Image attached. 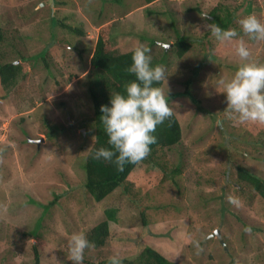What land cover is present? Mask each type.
Segmentation results:
<instances>
[{
	"label": "rangeland",
	"instance_id": "rangeland-1",
	"mask_svg": "<svg viewBox=\"0 0 264 264\" xmlns=\"http://www.w3.org/2000/svg\"><path fill=\"white\" fill-rule=\"evenodd\" d=\"M143 5L0 0V65L22 67L10 88L0 81V264H36L37 254L39 264H73L70 235L87 236L108 209L118 210L117 221L103 247L85 249L83 264H109L113 255L122 264H140L146 247L176 264H264V199L237 177L242 167L264 181V124L225 118L226 94L215 89L220 76L231 79L243 62L236 39L247 43L250 61L264 64V41L249 39L238 24L253 13L264 22V0ZM214 10L223 22L230 19L226 29L237 30L232 42L205 29ZM108 23L116 54L143 44L151 48L153 65L165 66L162 90L182 140L160 152L165 174L149 169L98 202L85 187L81 164L95 142L87 75L99 30ZM180 38L192 42L182 58ZM50 126L61 129L51 139ZM229 194L239 197V206Z\"/></svg>",
	"mask_w": 264,
	"mask_h": 264
},
{
	"label": "clouds",
	"instance_id": "clouds-1",
	"mask_svg": "<svg viewBox=\"0 0 264 264\" xmlns=\"http://www.w3.org/2000/svg\"><path fill=\"white\" fill-rule=\"evenodd\" d=\"M200 15L209 17L208 12ZM238 24L249 39L264 41V22L254 13L239 18ZM204 27L221 42H232L238 37L236 29L222 28L214 21L205 23ZM235 51L243 62L231 79L220 76L215 86L218 92L226 94L225 118L264 124V64L249 60L251 50L243 37L236 39ZM150 53L151 48L143 44L133 46L132 63L127 71L135 79L125 83L123 93H112L109 104L101 105L100 120L112 147L101 146L94 156L114 163L119 170L128 163H139L148 155L150 145L157 140L154 135L157 126L173 114L163 90L154 83L166 78V68L162 64L153 65ZM216 124L223 128V120H217ZM227 199L235 206L240 204L238 196L229 194ZM245 231H251V227L246 226ZM196 244L199 246V241ZM92 247L93 242L84 232H73L68 240V259L73 264H83L85 249ZM109 264H122V260L113 255Z\"/></svg>",
	"mask_w": 264,
	"mask_h": 264
},
{
	"label": "trees",
	"instance_id": "trees-1",
	"mask_svg": "<svg viewBox=\"0 0 264 264\" xmlns=\"http://www.w3.org/2000/svg\"><path fill=\"white\" fill-rule=\"evenodd\" d=\"M142 1L144 5H148L157 0ZM211 16L215 18L213 21L220 24L222 28L226 29L230 23V19L227 20V18L225 22H223L224 20L220 18L217 10H214ZM227 17L229 18V16ZM55 24H57V21L54 20L53 25ZM66 27L74 33L78 31V34H84L80 29L77 30V28H72V26ZM112 27V24L108 23L100 28L96 46L90 60L91 68L87 75L89 93L94 104V116L90 122L95 128V142L89 153L84 155L81 168L85 173V187L91 196L98 202L104 201L119 187L126 185L128 182H132L134 179L140 178L149 169L154 170L158 168L165 174L167 172L168 163L165 161L162 163L160 161V152L176 146L182 140L181 124L172 110V116L166 118L162 124L157 126L154 133L157 140L154 144L150 145V152L139 163H128L123 170H119L114 163L105 161L102 158H95L94 152L97 148L101 146L107 148L112 147L108 144V136L100 120V116L102 115L101 105L109 104L112 93H123L125 83L135 79V75L127 71L129 65L132 63V51L116 54L112 49ZM1 38L0 30V39ZM176 46L178 49L177 55L179 58H182L192 48V42L188 38H180ZM21 72V64H1V84L10 88V86L16 84L17 77ZM154 83L162 89V81ZM50 129H52V132L48 134L50 139L61 130L58 131L57 128L51 126ZM175 172L179 173V169L173 171V173ZM237 177L241 184L249 186L264 199V181H262L261 178L242 167L238 168ZM126 193H128L127 190ZM117 212V209H108L106 211V220L95 226L87 234V238L93 242L94 248H101L106 244L110 236V223L117 221ZM142 220L144 223L146 222L145 216L142 217ZM39 227L40 225L38 228ZM35 261L36 264H39L38 254L36 255ZM139 263L176 264L150 247H146L140 255ZM91 264L93 263L91 262Z\"/></svg>",
	"mask_w": 264,
	"mask_h": 264
},
{
	"label": "water",
	"instance_id": "water-1",
	"mask_svg": "<svg viewBox=\"0 0 264 264\" xmlns=\"http://www.w3.org/2000/svg\"><path fill=\"white\" fill-rule=\"evenodd\" d=\"M166 47H168V46H166ZM170 47V46H169ZM218 237H220V233H219V231H217L216 233H215Z\"/></svg>",
	"mask_w": 264,
	"mask_h": 264
}]
</instances>
